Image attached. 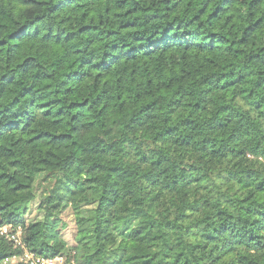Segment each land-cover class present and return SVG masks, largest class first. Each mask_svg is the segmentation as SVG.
Wrapping results in <instances>:
<instances>
[{
	"label": "trees",
	"instance_id": "1",
	"mask_svg": "<svg viewBox=\"0 0 264 264\" xmlns=\"http://www.w3.org/2000/svg\"><path fill=\"white\" fill-rule=\"evenodd\" d=\"M4 224L76 264H264V0H0Z\"/></svg>",
	"mask_w": 264,
	"mask_h": 264
},
{
	"label": "built area",
	"instance_id": "2",
	"mask_svg": "<svg viewBox=\"0 0 264 264\" xmlns=\"http://www.w3.org/2000/svg\"><path fill=\"white\" fill-rule=\"evenodd\" d=\"M0 236L5 238L14 249L21 250L20 255H14L3 260L2 264H76L65 255L44 257L29 250L24 242V232L21 226L4 224L0 226Z\"/></svg>",
	"mask_w": 264,
	"mask_h": 264
},
{
	"label": "rangeland",
	"instance_id": "3",
	"mask_svg": "<svg viewBox=\"0 0 264 264\" xmlns=\"http://www.w3.org/2000/svg\"><path fill=\"white\" fill-rule=\"evenodd\" d=\"M39 200H36L31 205V210L27 213L26 218L28 221L41 219V213L38 210ZM78 209H74L72 207L67 208L60 215L62 224L59 226V230H61L63 239L68 243V246L74 245V230H75V214Z\"/></svg>",
	"mask_w": 264,
	"mask_h": 264
}]
</instances>
